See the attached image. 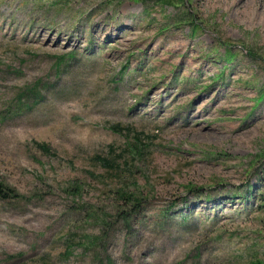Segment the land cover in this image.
<instances>
[{
    "label": "rangeland",
    "instance_id": "rangeland-1",
    "mask_svg": "<svg viewBox=\"0 0 264 264\" xmlns=\"http://www.w3.org/2000/svg\"><path fill=\"white\" fill-rule=\"evenodd\" d=\"M0 184V264H264V0H0Z\"/></svg>",
    "mask_w": 264,
    "mask_h": 264
},
{
    "label": "trees",
    "instance_id": "trees-1",
    "mask_svg": "<svg viewBox=\"0 0 264 264\" xmlns=\"http://www.w3.org/2000/svg\"><path fill=\"white\" fill-rule=\"evenodd\" d=\"M161 1H165V0H161ZM223 54H225L223 56L224 62H225V64H227L230 61L231 55L229 52H226V51H224ZM223 67H224V65L222 66V68ZM221 75H222V70H218L216 74H213V80L219 78ZM257 99H260V96ZM187 188H188V190L191 189V187H189V186ZM11 192H12L11 189H4L1 187V184H0V196L2 198H10L13 195Z\"/></svg>",
    "mask_w": 264,
    "mask_h": 264
}]
</instances>
